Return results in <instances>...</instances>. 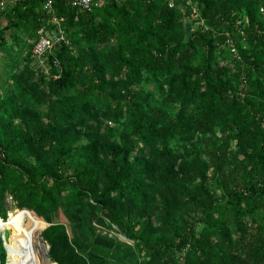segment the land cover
<instances>
[{
  "label": "trees",
  "instance_id": "1",
  "mask_svg": "<svg viewBox=\"0 0 264 264\" xmlns=\"http://www.w3.org/2000/svg\"><path fill=\"white\" fill-rule=\"evenodd\" d=\"M45 1L0 13V219L56 264H264V0H53L40 64Z\"/></svg>",
  "mask_w": 264,
  "mask_h": 264
},
{
  "label": "bare ground",
  "instance_id": "2",
  "mask_svg": "<svg viewBox=\"0 0 264 264\" xmlns=\"http://www.w3.org/2000/svg\"><path fill=\"white\" fill-rule=\"evenodd\" d=\"M46 223L34 212L13 208L6 221L0 219L3 242L9 243L8 264H55L47 259V244L41 238Z\"/></svg>",
  "mask_w": 264,
  "mask_h": 264
},
{
  "label": "built area",
  "instance_id": "3",
  "mask_svg": "<svg viewBox=\"0 0 264 264\" xmlns=\"http://www.w3.org/2000/svg\"><path fill=\"white\" fill-rule=\"evenodd\" d=\"M72 6L78 7L80 10L89 12L93 7H99L102 2L94 0H68ZM7 2L6 0H0V13L6 10ZM172 6V3L169 4ZM44 9L51 14L50 23L54 30L40 28L37 31V39L31 50V57L38 60L40 64H43V58L48 54L52 53L61 44L66 42L63 30L60 27V21L53 13V0H46L44 4ZM57 66V62L54 64Z\"/></svg>",
  "mask_w": 264,
  "mask_h": 264
},
{
  "label": "rangeland",
  "instance_id": "4",
  "mask_svg": "<svg viewBox=\"0 0 264 264\" xmlns=\"http://www.w3.org/2000/svg\"><path fill=\"white\" fill-rule=\"evenodd\" d=\"M6 2H7V8H8V4L10 3V0H6ZM4 24V17L2 16V15H0V26L1 25H3ZM33 39L32 38H28L27 39V44L25 45V47H29V46H31L32 47V45H33ZM3 60H2V52L0 51V83L2 82V79H1V77H3L4 78V67H3V62H2ZM12 209H13V207L15 206V203H13L12 202ZM11 209V210H12ZM44 230V229H43ZM42 230V231H43ZM42 231H41V233H42ZM116 235L115 233H113V232H111V235ZM41 235V234H40ZM0 237L1 238H3V233L0 231ZM118 238H120L121 240H123V237L122 236H120V235H118L117 236ZM4 245H5V243H4ZM10 246V244L9 243H6V246ZM5 246V247H6ZM7 248V247H6ZM7 253H8V251H7ZM6 264H8V254H7V258H6Z\"/></svg>",
  "mask_w": 264,
  "mask_h": 264
},
{
  "label": "water",
  "instance_id": "5",
  "mask_svg": "<svg viewBox=\"0 0 264 264\" xmlns=\"http://www.w3.org/2000/svg\"><path fill=\"white\" fill-rule=\"evenodd\" d=\"M43 219V218H42ZM44 220V219H43ZM45 221V220H44ZM46 223V227H48L50 224H48L47 222H45ZM45 227V228H46ZM42 238V237H41ZM42 240H43V238H42ZM47 248H48V250H49V246L47 245ZM47 259H49L50 260V258L48 257ZM56 264V263H55Z\"/></svg>",
  "mask_w": 264,
  "mask_h": 264
},
{
  "label": "crops",
  "instance_id": "6",
  "mask_svg": "<svg viewBox=\"0 0 264 264\" xmlns=\"http://www.w3.org/2000/svg\"><path fill=\"white\" fill-rule=\"evenodd\" d=\"M168 1H173V0H168Z\"/></svg>",
  "mask_w": 264,
  "mask_h": 264
}]
</instances>
